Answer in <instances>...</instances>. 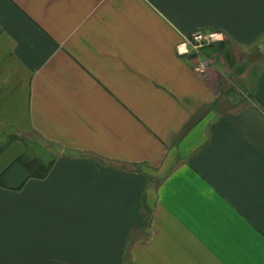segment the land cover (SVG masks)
Instances as JSON below:
<instances>
[{
	"label": "crops",
	"instance_id": "crops-1",
	"mask_svg": "<svg viewBox=\"0 0 264 264\" xmlns=\"http://www.w3.org/2000/svg\"><path fill=\"white\" fill-rule=\"evenodd\" d=\"M2 129L0 264H264V0H0Z\"/></svg>",
	"mask_w": 264,
	"mask_h": 264
},
{
	"label": "built area",
	"instance_id": "built-area-1",
	"mask_svg": "<svg viewBox=\"0 0 264 264\" xmlns=\"http://www.w3.org/2000/svg\"><path fill=\"white\" fill-rule=\"evenodd\" d=\"M226 36L221 31L198 30L186 36L177 47V52L183 57H195L197 61L193 63L195 72L205 73L211 62L209 58L200 55V49L209 42H224Z\"/></svg>",
	"mask_w": 264,
	"mask_h": 264
},
{
	"label": "rangeland",
	"instance_id": "rangeland-1",
	"mask_svg": "<svg viewBox=\"0 0 264 264\" xmlns=\"http://www.w3.org/2000/svg\"><path fill=\"white\" fill-rule=\"evenodd\" d=\"M204 51L208 52V54H215L219 57L221 56L226 59L229 58L230 56L229 47L225 42H209L200 49V52H204ZM15 140L22 141L26 146L25 148L27 152L23 156L24 158H26V160L32 161L33 159H37L38 162H40V164L44 166H48L41 162L42 152L40 149L34 148L33 141L37 142V144H41V145L43 144L40 143L38 140H36V138L34 137L24 136L13 130L2 129L0 131V152L4 151L9 146V144L14 142Z\"/></svg>",
	"mask_w": 264,
	"mask_h": 264
},
{
	"label": "trees",
	"instance_id": "trees-1",
	"mask_svg": "<svg viewBox=\"0 0 264 264\" xmlns=\"http://www.w3.org/2000/svg\"><path fill=\"white\" fill-rule=\"evenodd\" d=\"M21 160L29 168V170L35 174L44 175L49 171V169L51 167V165L44 166V165L40 164V162H38L37 159H33L32 161H28V160H26V158L21 157Z\"/></svg>",
	"mask_w": 264,
	"mask_h": 264
}]
</instances>
